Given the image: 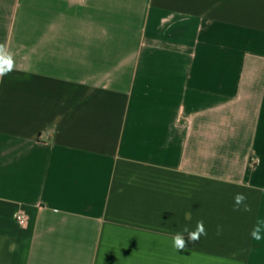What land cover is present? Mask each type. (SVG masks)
Returning a JSON list of instances; mask_svg holds the SVG:
<instances>
[{"label":"crops","instance_id":"1","mask_svg":"<svg viewBox=\"0 0 264 264\" xmlns=\"http://www.w3.org/2000/svg\"><path fill=\"white\" fill-rule=\"evenodd\" d=\"M0 43V264H264V0H0Z\"/></svg>","mask_w":264,"mask_h":264},{"label":"clouds","instance_id":"2","mask_svg":"<svg viewBox=\"0 0 264 264\" xmlns=\"http://www.w3.org/2000/svg\"><path fill=\"white\" fill-rule=\"evenodd\" d=\"M16 62L12 53L8 50L6 43H0V81L3 77L15 70ZM247 196L244 193H236L233 196V210L250 212L251 207L247 203ZM188 214H186L187 218ZM221 232L220 226H217V235ZM186 234V235H185ZM207 229L203 219L196 221L195 227H190L185 224L180 231L176 232L172 237L173 247L177 250L185 249L187 243L195 244L199 242L200 238L207 236ZM252 239L260 241L262 239V228L260 225L255 226L250 232Z\"/></svg>","mask_w":264,"mask_h":264},{"label":"built area","instance_id":"3","mask_svg":"<svg viewBox=\"0 0 264 264\" xmlns=\"http://www.w3.org/2000/svg\"><path fill=\"white\" fill-rule=\"evenodd\" d=\"M16 220H17V223L20 225V226H27L29 220H30V216L27 212L25 211H20L17 213L16 215Z\"/></svg>","mask_w":264,"mask_h":264}]
</instances>
